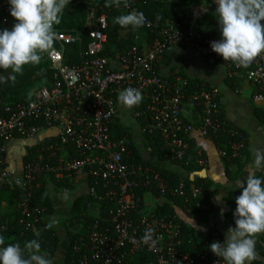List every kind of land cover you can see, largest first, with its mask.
I'll return each instance as SVG.
<instances>
[{
    "label": "built area",
    "instance_id": "2783aa9c",
    "mask_svg": "<svg viewBox=\"0 0 264 264\" xmlns=\"http://www.w3.org/2000/svg\"><path fill=\"white\" fill-rule=\"evenodd\" d=\"M111 8L123 15L140 11L136 0H131L127 8ZM204 13L203 8L194 5L188 18L162 23L144 14L149 46L145 49L134 41L110 55L108 14H98L92 8L82 26H55L52 47L40 53V64H46L50 72L41 78V86L25 100L6 99L0 94V177L17 188L16 209L24 228L37 232L42 228L46 212L36 202L37 184L42 179L46 184H57L83 173L89 179L91 196L100 203L97 216L84 222L85 230L73 241L67 264H136L143 254L153 258L152 264H224L209 247L221 241L215 231L204 243L186 249L182 244V221L174 213L149 211L143 195L138 193L156 189L163 198L181 199L188 213L186 204L191 201L200 210L210 207L203 184L188 190L182 182L170 186L162 169L136 159L134 145L127 136L114 134L119 119L118 97L125 89L134 88L141 92L142 101L133 107V116L145 136L157 135L162 140L165 161L187 168L206 164L201 151L191 154L193 130L215 141L218 155L225 162L240 158L246 137L221 117L217 88L178 72L162 75L158 71L168 48L188 47L207 63L222 64L228 77L251 82L255 88L251 101L264 103V54L248 67L224 61L210 47L220 38L205 36L198 29ZM1 22L9 29L15 23L9 12ZM185 105L201 110L198 124L183 118ZM46 131L49 134L26 155L21 176H13L5 159L8 143L16 137L29 138ZM148 230H152V240L145 242ZM39 254L47 257L44 250Z\"/></svg>",
    "mask_w": 264,
    "mask_h": 264
},
{
    "label": "crops",
    "instance_id": "0c3cea01",
    "mask_svg": "<svg viewBox=\"0 0 264 264\" xmlns=\"http://www.w3.org/2000/svg\"><path fill=\"white\" fill-rule=\"evenodd\" d=\"M8 5V0H0V7ZM197 5L205 10L204 17L198 20V29L205 33L214 29L220 34L216 18L215 0L202 1L189 6L181 19L188 18L192 6ZM161 9H158L160 11ZM110 32L115 39L108 42L107 47L115 55L127 48L128 42L136 41L145 49L150 44V37L144 28L124 29L118 24L109 23ZM158 71L162 75L180 73L193 80H202L212 87L217 88L220 97L221 117L233 128L242 131L246 137V147L239 159L228 163L221 159L217 152V143L199 130L190 134V150L194 155L201 151L206 158L202 167H185L171 164L153 153L149 140L144 135L138 121L133 116V107L128 108L119 101L118 128L125 132L132 141L141 158L147 164L167 170L177 175L180 179L194 182L200 180L203 184L206 201L210 207L195 219L191 217L183 206L175 200H167L155 196L152 192L143 194L144 206L149 211H154L164 203H169L174 214L185 223L192 232L190 242L202 244L208 240L209 234L215 231L224 240V233L229 226H234L233 211L236 207L235 197L240 194L239 189L232 191L234 185L239 183L249 174L256 172L264 175L254 168L255 153L264 150V103H253L251 95L254 85L242 77H228L225 67L220 63L209 64L196 51L188 47L172 46L163 55ZM183 118L193 124H198L202 113L197 107L185 105L182 109ZM49 134V131L34 137L13 138L6 147V165L13 176H21L22 165L29 151H34L37 145ZM10 180L0 177V221L4 225H12L17 216L16 198ZM45 188L48 193L51 212L46 213L43 223L53 231L55 237L54 252L48 259L52 264H67L69 250L74 237L85 230L84 222L95 218L100 211V203L91 196V186L88 177L79 173L70 180L47 183ZM216 196H222L218 203ZM43 226V225H42ZM188 249V247H187ZM257 259L253 264H264V234L257 239Z\"/></svg>",
    "mask_w": 264,
    "mask_h": 264
},
{
    "label": "clouds",
    "instance_id": "9594fccd",
    "mask_svg": "<svg viewBox=\"0 0 264 264\" xmlns=\"http://www.w3.org/2000/svg\"><path fill=\"white\" fill-rule=\"evenodd\" d=\"M130 2L108 0L107 6L127 8ZM215 3L221 38L211 42V49L224 61L248 67L264 54V0H215ZM69 4L70 0H8L9 14L15 23L10 29L0 28V84L14 82L25 65L41 62L40 53L52 47L55 26L61 23ZM115 23L124 29H139L146 25V18L142 11L132 10L116 17ZM118 99L132 108L142 101V94L138 89L127 88ZM253 164L256 171L264 172V150L255 153ZM237 189L240 194L235 197L234 226H229L223 241L213 242L209 247L224 264H253L257 259V239L264 234V175L249 174L232 191ZM215 199L219 203L222 196ZM151 232L145 233V242L152 240ZM25 248L30 251L27 258L20 244H5V238L0 236V264H52L39 254L38 240L27 242Z\"/></svg>",
    "mask_w": 264,
    "mask_h": 264
},
{
    "label": "trees",
    "instance_id": "16d2710c",
    "mask_svg": "<svg viewBox=\"0 0 264 264\" xmlns=\"http://www.w3.org/2000/svg\"><path fill=\"white\" fill-rule=\"evenodd\" d=\"M202 1H210V0H136L137 5L139 6V10L142 11L151 21L155 23H162L165 22L166 20H180L181 18L179 17V15L184 14L189 6L195 3H200ZM107 5H108V0H70L69 6L63 12L62 20L59 26L67 29L82 26L87 12L92 8H94L98 14L101 13L102 11L107 12L109 23L111 25H116L117 23H115V18L123 14H121L116 10H113L111 6H107ZM100 6L103 7L102 10L100 9ZM158 9L161 10L158 11ZM8 12H9V5L0 7V28L3 27L1 19L5 15H7ZM204 35L208 37L221 38L220 34L214 31V29L205 32ZM114 39H115V35H113L110 32L108 42H111ZM127 44H128L127 47H129L130 45L133 44V41L128 42ZM107 52L110 54H114V52L112 53L109 50H107ZM49 73L50 72L47 69L46 64L39 63L37 65H31V64L25 65L23 72L20 74H16V80L14 82L0 84V94L4 95L6 99L25 100L28 97V94L25 93L26 86L32 80L34 79L36 80L48 76ZM5 75H7V73H5ZM118 127H119L118 124H116L115 132H114L116 136H127L128 138H130L125 132L120 130ZM146 137L149 140L153 153L156 154L159 158H163L165 150L163 149V142L159 138V136L155 135L153 137H149V136ZM222 142L224 143L226 142V140H222ZM133 150L136 159H139L143 163L147 164V162H145L141 158L140 154L138 153V151L134 146H133ZM32 151H29L28 154H30ZM162 174L165 182L172 187H176L179 183L182 182L185 188L188 190L191 187L201 183L200 180L191 182L186 179H180L177 177V175L164 169H162ZM45 185L46 183L44 182L43 179L39 180L36 191V202L45 208L46 213H50L52 210ZM138 191H139L138 193L141 195H143L146 192L144 190H138ZM150 192H152L155 196L159 195V192H157L156 189H153ZM17 194H18L17 188H14V196L16 200H17ZM167 200L170 199L167 198ZM176 200L183 205V201L181 199H176ZM186 205L190 209V211L188 212L189 215L195 219H198L204 212V210L198 209L195 203L192 201ZM102 207L103 208L101 210V213L104 214L105 204H103ZM155 211L160 215L174 213L171 205L168 202L157 207ZM16 214L17 216L14 219L12 225L6 226L4 225V223H2V221H0V236H3L5 238V244H11V243L20 244L21 248L24 250V256L25 258H27L28 249L25 248V244L35 239L38 240V242L41 245L40 250L46 251L47 252L46 258H49L50 255L53 254L55 248L54 247L55 237L53 236V231L50 228H48V226L44 223L39 232H37L35 229H25L24 226L19 221L20 219L19 212L17 211ZM182 228H183V236H182L183 247L186 249L188 247V249H190L195 244L193 242H190L193 234L190 228L183 222H182ZM36 233H39V235L37 236ZM74 240H76L75 237L73 241ZM70 254H71V247L69 250V255ZM152 263H153V258L148 254H143L137 260L136 264H152Z\"/></svg>",
    "mask_w": 264,
    "mask_h": 264
},
{
    "label": "rangeland",
    "instance_id": "374dc122",
    "mask_svg": "<svg viewBox=\"0 0 264 264\" xmlns=\"http://www.w3.org/2000/svg\"><path fill=\"white\" fill-rule=\"evenodd\" d=\"M44 82L42 81L41 78L39 79H34L32 80L27 86H26V90H25V93L26 94H30L32 92V90L38 88L39 86H41Z\"/></svg>",
    "mask_w": 264,
    "mask_h": 264
},
{
    "label": "water",
    "instance_id": "95a60500",
    "mask_svg": "<svg viewBox=\"0 0 264 264\" xmlns=\"http://www.w3.org/2000/svg\"><path fill=\"white\" fill-rule=\"evenodd\" d=\"M157 192H158V190H157Z\"/></svg>",
    "mask_w": 264,
    "mask_h": 264
}]
</instances>
